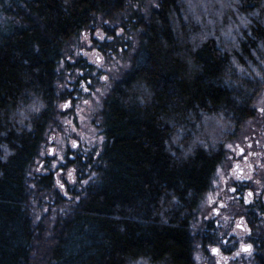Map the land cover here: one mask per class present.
I'll return each mask as SVG.
<instances>
[{
    "label": "trees",
    "instance_id": "obj_1",
    "mask_svg": "<svg viewBox=\"0 0 264 264\" xmlns=\"http://www.w3.org/2000/svg\"><path fill=\"white\" fill-rule=\"evenodd\" d=\"M126 4L0 0V264H195V210L264 87V0H157L122 22L138 43L103 101L96 179L49 236L29 217L27 172L56 110L63 46ZM37 181L50 188L51 174Z\"/></svg>",
    "mask_w": 264,
    "mask_h": 264
},
{
    "label": "rangeland",
    "instance_id": "obj_2",
    "mask_svg": "<svg viewBox=\"0 0 264 264\" xmlns=\"http://www.w3.org/2000/svg\"><path fill=\"white\" fill-rule=\"evenodd\" d=\"M156 3L157 0H127L125 8L112 19L96 16L63 46L55 83L56 110L27 172L29 217L33 225L46 219L44 236L50 235L55 222L72 213L86 187L96 179L104 142L103 101L129 69L138 43L139 30H125L121 23L134 12L146 16ZM252 105L254 115L243 122L234 137H225V157L195 210L191 222L195 264H254L258 243L252 239H257L256 233H264V87ZM222 123L213 118L209 127L218 130ZM48 173L50 188L37 181ZM239 178H246L252 196L244 190V199L237 197L233 187ZM248 245V250L241 249ZM132 264L149 263L142 259Z\"/></svg>",
    "mask_w": 264,
    "mask_h": 264
},
{
    "label": "flooded vegetation",
    "instance_id": "obj_3",
    "mask_svg": "<svg viewBox=\"0 0 264 264\" xmlns=\"http://www.w3.org/2000/svg\"><path fill=\"white\" fill-rule=\"evenodd\" d=\"M241 172V171H240ZM239 172V173H240ZM238 173V176H240L241 177V173L239 174ZM248 181L246 180V178H239V180H238V184L237 185H234V187H233V190H235V191H237V197L239 198V199H244V197H242L243 196V191L244 190H246L247 191V193L249 194V193H251V196H252V190H251V188H248L247 187V183ZM244 184L246 185V186H244ZM235 191H233V192H235Z\"/></svg>",
    "mask_w": 264,
    "mask_h": 264
},
{
    "label": "snow or ice",
    "instance_id": "obj_4",
    "mask_svg": "<svg viewBox=\"0 0 264 264\" xmlns=\"http://www.w3.org/2000/svg\"><path fill=\"white\" fill-rule=\"evenodd\" d=\"M98 59H99V57H98ZM103 79L107 80V77H103ZM63 106H64V107H68L67 104H65V105H63ZM262 111H264V109H262ZM72 146H73V147H76V143L73 142ZM69 175H71V173H69ZM58 183H59V181H58ZM85 183H87V181H86ZM60 187L63 188L64 185H63V184H60ZM249 195H251V193H249ZM77 199H78V198H77ZM248 247H250V246H248ZM245 250H248V248H245ZM213 251H218V249H213Z\"/></svg>",
    "mask_w": 264,
    "mask_h": 264
},
{
    "label": "water",
    "instance_id": "obj_5",
    "mask_svg": "<svg viewBox=\"0 0 264 264\" xmlns=\"http://www.w3.org/2000/svg\"><path fill=\"white\" fill-rule=\"evenodd\" d=\"M249 246V245H248ZM248 246H242V250H245V248H250V247H248Z\"/></svg>",
    "mask_w": 264,
    "mask_h": 264
}]
</instances>
